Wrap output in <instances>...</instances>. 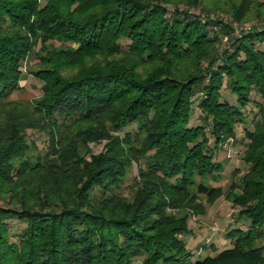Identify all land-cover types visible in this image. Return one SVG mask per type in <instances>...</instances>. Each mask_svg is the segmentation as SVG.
I'll use <instances>...</instances> for the list:
<instances>
[{"label":"trees","instance_id":"obj_1","mask_svg":"<svg viewBox=\"0 0 264 264\" xmlns=\"http://www.w3.org/2000/svg\"><path fill=\"white\" fill-rule=\"evenodd\" d=\"M209 1L0 0V264H264V0ZM222 8L260 24L237 36L213 18ZM36 50L43 97L23 106L10 95ZM198 93L204 123L193 126ZM249 123V169L233 200L245 229L193 262L180 238L189 216L166 210L220 195L202 180L221 178L217 152ZM30 129L49 137L36 161ZM92 142L103 150L91 153ZM135 162L128 199L118 191ZM10 219L24 225L17 240Z\"/></svg>","mask_w":264,"mask_h":264},{"label":"rangeland","instance_id":"obj_2","mask_svg":"<svg viewBox=\"0 0 264 264\" xmlns=\"http://www.w3.org/2000/svg\"><path fill=\"white\" fill-rule=\"evenodd\" d=\"M236 4L239 5L240 1L235 0ZM208 3L212 4L213 0ZM210 9L213 6H209ZM181 9L189 11L192 14L200 15L205 18L207 14L203 13L201 8H186L180 6ZM171 9V8H169ZM226 8L216 9L213 11V18L225 21L233 29V32L237 36L251 33L259 26L260 22L257 21H246L238 23L236 20L231 18L224 11ZM221 38V37H220ZM223 46L224 48L228 45V37L224 36ZM58 46L60 43L55 42ZM264 49V46L261 47ZM38 49V48H37ZM38 50L34 51L22 67L23 77L20 81V89L16 90L10 95V100L17 102L23 106L32 105L36 101L43 97V83L38 80L32 71H36L40 62L41 54L37 53ZM202 96L198 93L196 98L193 100V115L191 124L193 126L202 125L204 123V115H202L199 108V99ZM253 100L261 101L260 97L257 96L254 91L251 95ZM222 99L236 105V98L232 94L229 88H224ZM264 103V101H262ZM253 111V112H252ZM250 113L253 117L258 112L257 108L250 105L246 113ZM250 116V118H251ZM246 128L253 129L254 125L248 124H237L236 135L234 138L226 140L221 149L217 152V159L220 160L224 166L221 178L217 182L206 181L207 184H211L221 189L220 195L210 201L207 198L199 196L196 205L194 203H187V201H179L177 208H168L167 214L172 215L176 218H182L188 215L187 225L189 232L180 236L182 241L186 244L187 250L192 254V261L203 260L208 256L214 257L217 252H221L231 247L230 241L227 239V235L230 230L235 227L244 228L243 220L238 219V214L241 210L240 206L234 203V196L241 195V190L235 188L236 184H239L243 179L245 173L249 167L244 163L243 156L247 151L249 140L245 136ZM137 131V126L133 125L129 129L121 132L124 136L127 132ZM27 137L31 144L30 157L36 161L38 155L43 156L46 153L49 145V137L45 131H37L34 129L27 130ZM210 137V146L214 147L213 138ZM105 142L101 143H90L89 150L93 154L100 153L104 148ZM139 165L135 162L132 166L130 173L126 176V180L123 183L118 193L132 199L138 179ZM194 192V191H193ZM9 197V196H7ZM11 224L12 239L17 240L19 234L24 228V225L19 223L17 219H10L8 221ZM245 229V228H244ZM215 249V250H213ZM217 250V252H216ZM141 259H136L132 264H140Z\"/></svg>","mask_w":264,"mask_h":264}]
</instances>
